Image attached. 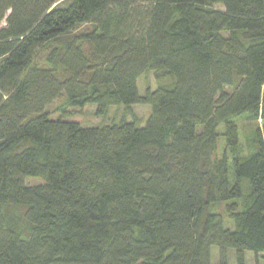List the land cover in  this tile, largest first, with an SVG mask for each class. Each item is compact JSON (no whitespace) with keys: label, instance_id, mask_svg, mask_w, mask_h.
Listing matches in <instances>:
<instances>
[{"label":"trees","instance_id":"trees-1","mask_svg":"<svg viewBox=\"0 0 264 264\" xmlns=\"http://www.w3.org/2000/svg\"><path fill=\"white\" fill-rule=\"evenodd\" d=\"M62 98L152 113L83 126L51 116ZM244 114L264 119V0H0V264L258 259L264 125L215 155Z\"/></svg>","mask_w":264,"mask_h":264},{"label":"rangeland","instance_id":"rangeland-1","mask_svg":"<svg viewBox=\"0 0 264 264\" xmlns=\"http://www.w3.org/2000/svg\"><path fill=\"white\" fill-rule=\"evenodd\" d=\"M216 8L223 10V6L216 5ZM157 86L153 72H146L139 80V88L144 94L149 88L155 89ZM48 111L53 118L63 117L68 120H73L81 123L83 126H100L104 124L122 123L124 121H136L139 126H144L146 121L150 118L152 109L149 105H135L132 107H111L104 114L97 112V106L94 104L77 105L70 104L65 99H59L53 102ZM239 129V143L233 149L228 147L227 140L221 132L218 147L216 150V157L221 158L228 155L230 159L235 153L241 155L250 154L255 148V131L263 128L264 119L252 114H244L235 119ZM223 130V129H222ZM233 173V170H232ZM31 184H38L41 182L39 178L29 177L27 179ZM218 213L224 220V225L227 228L233 229L234 220L229 217V206L226 203H219L217 207ZM230 261L234 263L233 253L229 254ZM248 264H264V254H260L258 259L251 252L247 253ZM211 258L213 262L219 261V248L211 247Z\"/></svg>","mask_w":264,"mask_h":264}]
</instances>
